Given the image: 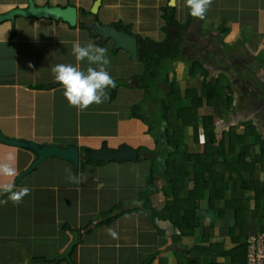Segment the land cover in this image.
Masks as SVG:
<instances>
[{
    "label": "crops",
    "instance_id": "obj_1",
    "mask_svg": "<svg viewBox=\"0 0 264 264\" xmlns=\"http://www.w3.org/2000/svg\"><path fill=\"white\" fill-rule=\"evenodd\" d=\"M94 2L33 0L36 7L75 8L78 13L76 28L44 19L16 18L13 23L0 24V130L6 137L37 144L74 145L83 154L132 147L138 151L139 160L99 165L81 161L78 171L63 160L53 158L42 162L15 186V189L26 186L31 190L22 202L13 203L8 196L0 202V264H54L49 260L64 253L73 240V231L79 233V244L71 254L73 264H142L155 253L159 255L153 264H179L180 257L186 263L189 252L195 246L205 244L203 237L207 227L213 228L208 238L210 244L231 248L233 244L227 236V229L233 225L232 215L226 211L223 220L217 218L226 204L216 201L214 211H207L209 190L195 189L190 177L180 199L188 200L193 193V200L204 209L203 219L196 221L198 227L194 236L175 241L180 231L173 223L163 219L154 221L153 213L141 207L140 195L149 184L150 205L157 211L165 210L175 198L174 186L167 176V163L173 162L171 154L175 152V148L169 145L167 124L162 120L159 105L154 125H148L145 117L143 120V117L132 114V108L145 101V91L137 88L138 78L143 76L145 67L131 60L128 53L116 51L112 42L99 45V39L80 29V24L86 27L89 23L106 27L122 24L131 29L133 36L160 43L166 38L163 10L170 7V0H102L96 17L90 15ZM27 7L28 0H0V16ZM175 7L176 19L185 25L188 21L185 0H177ZM80 11L89 16L80 19ZM192 19L182 44L181 60L174 64L171 76L181 70L178 66L182 65L188 67L185 69L187 78L196 80L190 78L189 70L194 62H198L208 71L209 78L210 71L214 70V73L220 68L217 61L226 64L236 57L233 70L228 67L221 70L229 75L227 81L232 88L236 83L231 74L246 76L242 98L247 102L239 103L236 99L237 107L229 110H237L236 117H231L230 113L218 114V108L224 107H217L214 114L219 124L215 123L213 113L203 117L213 116L215 143L223 138L224 152L233 167L247 181L255 174V179L262 181L261 186L264 187V163L256 161L260 144L255 141V137L264 141V0H213L203 20ZM76 41L82 46L91 43L107 49L110 59L107 71L115 82L126 81L125 86L117 91L114 101H111L112 91L107 90L109 98L99 105L92 104L83 111L69 105L52 68L62 63H78L72 53L73 42ZM79 63L85 70L89 66L86 60ZM256 87L262 88L260 96L254 95L259 90ZM189 90L200 89L191 87ZM239 105L245 107L239 108ZM196 111L198 120L195 125L200 127L199 135L195 134L193 127L185 126L184 142L190 154H203L209 137L203 131V117L200 120L198 109ZM235 120L246 126L235 124ZM230 128H235L239 137L238 141L235 140L233 153L226 134ZM169 132L173 135L172 130ZM195 139H199L197 143ZM236 152L240 154L235 159L237 162L233 160ZM8 154L14 156L17 174L14 177L0 176V185H12L18 174L34 159L29 151L0 144V162ZM245 166L248 167L247 172L244 171ZM195 169L194 164H185L187 173L193 174ZM207 171H215V165L211 164ZM70 176L76 177L79 183L72 182ZM227 186L230 189H225ZM3 193L0 191V197ZM226 193L229 194L227 198ZM252 193L242 191L238 183L225 174L224 199L248 202L247 216L236 229V235L241 228L244 230L242 241L261 230L255 215L249 216L251 206L255 211ZM135 202L139 203V208L121 211L124 206ZM115 206H122V215L111 225H101L102 215ZM109 229L118 233V238L109 235ZM230 262L229 258L211 255L203 258L200 264ZM59 264L70 263L64 260Z\"/></svg>",
    "mask_w": 264,
    "mask_h": 264
},
{
    "label": "trees",
    "instance_id": "obj_2",
    "mask_svg": "<svg viewBox=\"0 0 264 264\" xmlns=\"http://www.w3.org/2000/svg\"><path fill=\"white\" fill-rule=\"evenodd\" d=\"M187 11L188 21L185 25H182L176 19V7H168V9L163 10V19L166 23V26L163 28L166 38L163 42L158 43L149 39L137 37L138 63L145 67L143 76L138 78L137 88L145 91L146 96L144 103L132 108V114L134 117H141L143 115V109L148 106L149 101L155 104L159 103L162 120L165 121L168 127L166 133L169 139V145L175 148V152L171 154L172 159H174L173 162L167 163V176L175 189L174 200L167 205L165 210L157 211L150 205L148 190L151 188V184H149L147 190L140 195L139 202L141 207L152 210L154 221L156 219H163L173 223L180 231V234L174 239L175 241H181L182 238L187 236H194L198 227L196 221L203 219L204 209L200 207L199 202L197 203L193 200V193H191L188 200L180 199V193L185 190L187 180L190 177L194 183L195 189L209 190L207 211H214V203H216V201H223L226 204V206L219 211L217 218L223 220L226 211H230L233 225L227 229V236L231 239L233 246L229 249H225L221 244H210L208 238L213 228L207 227V231L203 237V242L205 244L202 246H195L189 252L188 262L185 263L183 257H180L179 264H200L203 258H208L211 255L229 258L231 260L230 264H245L247 239L242 241L245 232L241 228L239 234L236 235V229H239L241 220L245 219L247 216L248 202L244 199H224L225 174H229V179L237 182L242 191L246 193L255 191V217L260 221L262 232H264V207H262V203L264 202V189L262 190L258 187L257 183L253 181V176L247 181L243 178V174L233 167L227 154L224 152L223 138L218 144L215 143L216 139L213 132L214 120L212 115L203 117V131L209 137V142L204 145L203 154H190L184 142V127H193L195 134L199 135L200 127L195 125V121L198 120L196 110L200 108L201 105L218 107V98H221L220 90L222 88L220 86L218 87V80L220 79L207 84L205 83L208 78V71L198 62H194L190 66L189 76L195 79L198 75H201L203 78L202 89L188 90L183 98L179 91H177L175 84L170 82V75L174 72V64L181 60L182 44L185 41V35L190 29L193 20L190 15V9L187 8ZM80 13L84 18L89 16V14L83 11H80ZM112 27L119 31L131 33V29L122 24L113 25ZM80 29L88 31L87 27L81 24ZM104 44L102 40L99 41V45ZM125 84L126 81H116L115 88L109 87L106 89V91L109 90L113 93L111 101L115 100L117 91L125 86ZM221 86L223 85L221 84ZM224 87L228 94L232 93V88L228 82L224 81ZM163 88L166 89L164 90ZM160 94H164L165 97L159 96ZM231 101L232 99L228 97L227 106L218 108V114L221 115L222 113L228 112L232 107ZM185 104L188 105L185 106ZM170 130L173 131V135H170ZM235 132V128H230L226 132L230 139L229 147H231L230 151L232 153L236 146L235 140H239ZM198 140L199 139H195V142L197 143ZM255 141L260 144V154L256 160L259 163H264V160H261L264 158V141L259 137H255ZM214 143L217 147L214 146ZM241 157L243 160L244 156L242 155ZM86 163L99 165L105 162L83 161V164ZM186 163L195 165L196 169L193 174H189L185 171ZM211 164L215 165V171L213 172L207 171ZM244 171H248L247 166L244 167ZM211 184L212 188L209 189ZM121 208L122 206H115L112 208V211L103 214V220L100 224L111 225L122 215V213H120ZM154 225L156 226V223H154ZM159 232L162 234V231ZM158 255L159 253L150 255L142 264H153Z\"/></svg>",
    "mask_w": 264,
    "mask_h": 264
},
{
    "label": "water",
    "instance_id": "obj_3",
    "mask_svg": "<svg viewBox=\"0 0 264 264\" xmlns=\"http://www.w3.org/2000/svg\"><path fill=\"white\" fill-rule=\"evenodd\" d=\"M177 0H170V7L176 6ZM102 0H95L90 14L94 17L97 16L100 9ZM20 17L24 19H44L54 22L61 21L70 28H76L78 24V13L75 8H50V7H36L33 0H28V7L25 10H14L10 13L0 16V24L6 22H14L15 18ZM81 19V16H80ZM87 29L95 38H100L104 43L113 42L116 51H124L128 53L135 63L138 62V39L132 36L126 31H119L114 27L100 26L98 23H89ZM135 83L137 81H134ZM0 144L16 147L22 150L29 151L34 159L30 165L21 171L13 182L12 186H15L28 174L36 170L38 165L47 159H59L72 164L75 170H79L81 161L86 162H137L138 151L132 147H126L119 151L103 152H91L82 154L79 147L74 145L59 146L56 144H37L33 141L15 139L6 137L0 130ZM8 196L7 193H3L0 197V202ZM139 203H131L122 208V212L132 211L139 208ZM73 240L66 248L63 254L56 256L49 260L50 263L59 264L60 261L66 260L70 264H73L71 254L79 244V233L77 231L72 232Z\"/></svg>",
    "mask_w": 264,
    "mask_h": 264
},
{
    "label": "clouds",
    "instance_id": "obj_4",
    "mask_svg": "<svg viewBox=\"0 0 264 264\" xmlns=\"http://www.w3.org/2000/svg\"><path fill=\"white\" fill-rule=\"evenodd\" d=\"M185 2L186 6L190 9V15L194 18L203 20L211 7L213 0H185ZM96 39L100 40V38ZM72 53L78 63L76 65L63 63L57 64L52 68V73L55 80L62 85L64 89L63 95L67 99L69 105L83 111L92 104L99 105L107 100L109 97L106 89L109 87L115 88L116 82L107 71V66L110 65V59L107 56L106 48L91 43L82 46L79 41H76L73 42ZM85 60L89 64L86 70L82 69L79 63ZM92 65H95L96 67H93ZM16 174L17 171L14 164V156L8 154L5 160L0 162V176L14 177ZM69 179L72 182L79 183V180L76 177L70 176ZM0 191L7 193L8 198L13 203L19 204L25 196L30 194L31 190L26 186L15 189L11 184H3L0 185ZM109 235L113 238H118V233L112 229H109Z\"/></svg>",
    "mask_w": 264,
    "mask_h": 264
},
{
    "label": "rangeland",
    "instance_id": "obj_5",
    "mask_svg": "<svg viewBox=\"0 0 264 264\" xmlns=\"http://www.w3.org/2000/svg\"><path fill=\"white\" fill-rule=\"evenodd\" d=\"M196 25V24H195ZM216 44H217V42H216ZM196 58H198V57H196ZM236 61V57H235V59L234 58H232V59H230V62H228V63H226V64H222V62H219V61H217L215 64L216 65H218L220 68H219V70H217L216 72H214L213 73V69H214V66H216V65H214L212 68V70L213 71H210L211 73H210V75H209V78H207L206 79V81H205V83L207 84V83H210V82H213V81H215V80H217V79H220V80H218L219 81V83H218V87L220 86V87H222L221 88V90H220V96H221V98L219 99L218 98V104H219V106L221 105V106H223V107H225V106H227V104H228V97H230V99H232V101H231V106L232 107H237L236 106V99H239V103H241V102H247L246 100H245V98H242V97H244V95H243V92H242V89H243V85L245 84L244 82H246L245 80H244V78L246 77L245 75H241V74H234L235 76H233L232 74L230 75V77L231 78H233V80H235V87L234 88H232L231 90H232V93L231 94H228L227 92H226V90H225V87L224 86H221V84H223L224 83V81L225 82H228L227 81V77H229V75L228 74H226V73H224L222 70H221V68H223V67H225L224 68V70L225 69H227V67H228V69H232V65H233V62H235ZM234 66V65H233ZM182 69H181V68ZM230 67V68H229ZM177 68V66L175 67V69ZM178 68L179 69H181V70H183V72L181 71V70H179V71H177L176 73H174L172 76L170 75V82L171 83H174L175 84V87H176V89H177V91H179V93H180V95L182 96V97H184V95H185V93H186V91L187 90H189L191 87H197L198 89H202L203 88V78H196V80H190L189 78H187L188 77V74H187V70H185L186 68H188V67H184V66H182V65H180V66H178ZM234 69H235V67H233ZM233 70V69H232ZM229 72H231V71H229ZM228 75V76H227ZM243 77V78H242ZM185 82H187L188 83V85H187V83H185ZM230 83V82H229ZM228 83V84H229ZM242 87V88H241ZM258 87V86H257ZM256 87V89H259L258 91H255L256 92V94H254V95H259L260 96V94L259 93H262V88H257ZM164 90L166 89V88H163ZM195 89V88H194ZM244 91V90H243ZM245 92V91H244ZM255 92H253V93H255ZM156 94H158V93H156ZM159 96H161V97H165V95L164 94H160ZM156 97H157V95H156ZM158 100L160 101V99L158 98ZM158 105H159V103H157V105L155 104V103H152V102H150L149 101V103H148V106L147 107H144V109H143V114H145V115H142L141 117H145L147 120H148V125H150V124H155V122H154V120H155V113H156V111H158ZM218 106V107H219ZM240 107L239 108H244L245 106H242V105H239ZM216 109H217V107L216 106H214V108H212V109H210V108H208V107H205L204 105H201V107L200 108H198V114H199V117H200V120L202 119V117H203V115H205V114H208V113H215V111H216ZM226 114L227 113H230V116L231 117H236V115L235 114H237L238 113V111L237 110H233L232 112L230 111H228V112H225ZM225 114V115H226ZM214 116H215V123L216 124H219L220 123V121L217 119V117H216V115L214 114ZM146 121V120H145ZM234 123L235 124H243V125H245L246 126V124H244V123H242V122H240L239 120H235L234 121ZM191 148H192V144H191ZM257 151V150H256ZM255 153H257V152H255ZM238 156H240V154H239V152H236V155H234V157H233V160L235 161V159H237V158H239ZM257 157H258V155H257ZM246 159L244 158V161H245ZM238 160H236L235 162H237ZM257 161V160H256ZM171 163H172V161H170ZM242 167V165L240 166V168ZM259 167V166H258ZM258 167H257V169H258ZM259 171V170H258ZM245 178V177H244ZM246 178L248 179L249 177H247L246 176ZM262 179L264 180V174H262ZM253 181L255 182V183H257V185H258V187L260 188V189H264V187L263 186H261V182L262 181H258L257 179H255V174H254V177H253ZM233 186V185H232ZM225 189H230V186H227ZM254 193H252V194H254V198H255V191H253ZM233 195V194H232ZM225 197L227 198V197H229V194L228 193H226V195H225ZM233 197H234V195H233ZM150 210V209H149ZM151 212H152V210H150ZM250 217H253L254 215H255V211H254V209H253V207L251 206V208H250ZM153 213V212H152ZM155 226V225H154ZM156 227V226H155Z\"/></svg>",
    "mask_w": 264,
    "mask_h": 264
},
{
    "label": "built area",
    "instance_id": "obj_6",
    "mask_svg": "<svg viewBox=\"0 0 264 264\" xmlns=\"http://www.w3.org/2000/svg\"><path fill=\"white\" fill-rule=\"evenodd\" d=\"M246 263L264 264V232L257 231L246 240Z\"/></svg>",
    "mask_w": 264,
    "mask_h": 264
}]
</instances>
